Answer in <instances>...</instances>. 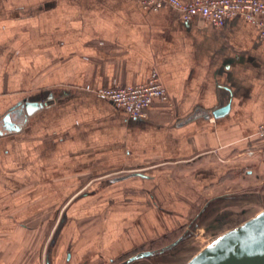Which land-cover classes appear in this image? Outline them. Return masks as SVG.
<instances>
[{
  "label": "crops",
  "instance_id": "0c3cea01",
  "mask_svg": "<svg viewBox=\"0 0 264 264\" xmlns=\"http://www.w3.org/2000/svg\"><path fill=\"white\" fill-rule=\"evenodd\" d=\"M152 72L167 100L143 119L94 92ZM26 102L42 106L25 117ZM14 109L18 130L2 121ZM261 123L264 42L242 17L217 27L133 0H0V264H102L175 230L236 193L240 172L264 170L240 152L264 149ZM154 182L149 200L134 187Z\"/></svg>",
  "mask_w": 264,
  "mask_h": 264
},
{
  "label": "rangeland",
  "instance_id": "374dc122",
  "mask_svg": "<svg viewBox=\"0 0 264 264\" xmlns=\"http://www.w3.org/2000/svg\"><path fill=\"white\" fill-rule=\"evenodd\" d=\"M260 150H242L240 151L241 153H247L241 157L249 158L257 154L262 157ZM262 159H264V157H262ZM223 161L224 159H221V162ZM255 172L259 173V175L253 174L251 176H245L240 172L236 178L237 191L230 197H221L219 200L213 199L205 201L204 204L202 202V204L190 208V217L193 216L192 220L188 219L175 230H170L149 241H144L116 259H108L102 264H122L140 252L159 251L172 244L181 236H184V239L171 250L151 257L137 259L129 264H186L201 249L212 244L222 233L235 228L264 210V170L260 168ZM156 184L159 183H146V186H143L145 185L143 184L142 186L134 187L141 189V194L145 195L149 200V192L145 191L151 189V194L154 193V185ZM228 194L229 193H226V195ZM155 200L157 199L153 198L154 202ZM218 207L220 208L218 209ZM213 211H215V213ZM177 231L178 233H176ZM61 259L64 260L63 254ZM78 263L90 264V259L86 257V259Z\"/></svg>",
  "mask_w": 264,
  "mask_h": 264
},
{
  "label": "built area",
  "instance_id": "2783aa9c",
  "mask_svg": "<svg viewBox=\"0 0 264 264\" xmlns=\"http://www.w3.org/2000/svg\"><path fill=\"white\" fill-rule=\"evenodd\" d=\"M144 10L157 11L163 7L174 9L180 17L189 21L201 17L214 26L223 27L233 17H242L256 26L264 42V0H133ZM100 98L113 103L131 118L143 119L151 103L167 100L166 92L156 72H152L141 85L114 86L94 91ZM257 135L264 139V123ZM264 157V149L260 150Z\"/></svg>",
  "mask_w": 264,
  "mask_h": 264
},
{
  "label": "water",
  "instance_id": "95a60500",
  "mask_svg": "<svg viewBox=\"0 0 264 264\" xmlns=\"http://www.w3.org/2000/svg\"><path fill=\"white\" fill-rule=\"evenodd\" d=\"M41 106V103L26 102L22 107L25 112L24 116L32 115ZM227 110V106L221 107L214 111V115L220 117ZM12 115L20 117L21 110L14 109L5 115L2 121L8 129L18 130L21 123L15 125L11 121ZM183 239L184 236H181L159 251L140 252L122 264H129L137 259L169 251ZM186 264H264V210L235 228L222 233L212 244L201 249Z\"/></svg>",
  "mask_w": 264,
  "mask_h": 264
},
{
  "label": "trees",
  "instance_id": "16d2710c",
  "mask_svg": "<svg viewBox=\"0 0 264 264\" xmlns=\"http://www.w3.org/2000/svg\"><path fill=\"white\" fill-rule=\"evenodd\" d=\"M176 233H178V231Z\"/></svg>",
  "mask_w": 264,
  "mask_h": 264
}]
</instances>
